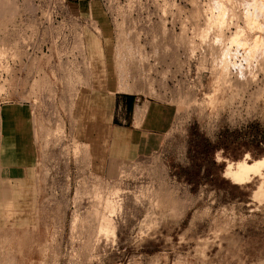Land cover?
<instances>
[{
    "label": "rangeland",
    "instance_id": "rangeland-1",
    "mask_svg": "<svg viewBox=\"0 0 264 264\" xmlns=\"http://www.w3.org/2000/svg\"><path fill=\"white\" fill-rule=\"evenodd\" d=\"M90 3L72 27L86 38L75 59L19 47L67 34L42 24L48 0H0V115L11 97L29 102L34 153L31 194L0 204V264H264V169L222 175L227 161L264 157V0H132L117 21ZM100 61L120 91L165 98L174 120L156 151L95 179L69 111L86 67L102 80Z\"/></svg>",
    "mask_w": 264,
    "mask_h": 264
},
{
    "label": "crops",
    "instance_id": "crops-1",
    "mask_svg": "<svg viewBox=\"0 0 264 264\" xmlns=\"http://www.w3.org/2000/svg\"><path fill=\"white\" fill-rule=\"evenodd\" d=\"M91 1L94 0H65L66 10L86 20L91 18V14L93 16ZM102 39L99 38L102 60H104L105 50L102 47ZM81 40L84 44L86 38ZM84 54L92 63V56H94L92 52L85 49ZM86 68L85 81L75 88L76 91L82 89L84 94L82 102H74L71 106L72 110L69 111L72 120L71 136L82 146L81 150L85 155L87 167L92 171L95 179H99L102 174L116 178L123 173L119 170L121 163L134 161L157 150L166 132L172 126L174 110L172 104L165 98H157L141 91H120L118 78H115L112 69L111 74L110 70L105 68V64H102V80L96 82L97 84L94 82L92 67ZM9 100L5 102L6 106L0 115V180H2L0 204L16 207L14 198L12 199L13 194H23L31 187L30 172L34 153L30 138L33 130L30 134V129L33 116L29 109L25 111L26 107H30L28 101L14 97ZM262 159L264 157L251 159V162L245 158L227 161L222 175L225 176L229 164L240 161L252 163ZM7 179H14L13 187L6 185ZM2 183L4 187H1ZM115 183L105 188L119 189L120 192L121 188ZM95 184L96 186L92 185V189L96 187L101 191L100 182ZM75 193L77 197L78 188ZM31 200L33 199H28V201ZM88 217L93 218L91 215ZM76 220L78 215L74 213L71 216L72 226Z\"/></svg>",
    "mask_w": 264,
    "mask_h": 264
},
{
    "label": "built area",
    "instance_id": "built-area-1",
    "mask_svg": "<svg viewBox=\"0 0 264 264\" xmlns=\"http://www.w3.org/2000/svg\"><path fill=\"white\" fill-rule=\"evenodd\" d=\"M101 4L103 12L112 21H117L118 19H123L125 15V4L132 0H97ZM42 8L46 12H50L53 16L47 15L42 17V24L52 27L54 31L58 26H65L67 34L59 37L52 35L51 38H18L20 49L27 53L28 55L38 54L48 57L57 58H79V53L83 55L81 42L82 38H76L72 28L78 21L84 19L79 18L76 15H72L67 12L65 6V0H48V4L42 5ZM42 13V12H41ZM43 15V13H42ZM90 19V18H88ZM113 23V22H112ZM80 44V48L78 46ZM80 54V55H81Z\"/></svg>",
    "mask_w": 264,
    "mask_h": 264
},
{
    "label": "bare ground",
    "instance_id": "bare-ground-1",
    "mask_svg": "<svg viewBox=\"0 0 264 264\" xmlns=\"http://www.w3.org/2000/svg\"><path fill=\"white\" fill-rule=\"evenodd\" d=\"M222 8V7H221ZM218 10V9H217ZM224 10V9H223ZM227 14V13H226ZM224 15V14H223ZM252 18V17H251ZM250 20H252V19H250ZM249 21V20H248ZM253 24H255V22H257L258 23V21H257V19L255 20V18H253V21H251ZM248 23V22H247ZM252 24V25H253ZM255 25H257V24H255ZM254 25V26H255ZM249 26V25H248ZM253 26V27H254ZM258 26V25H257ZM259 26H261V25H259ZM258 26V27H259ZM263 26H264V24H263ZM258 27H256V29L258 28ZM262 27V26H261ZM260 27V28H261ZM239 28V27H238ZM249 28H251L250 26H249ZM241 29V28H240ZM254 29V28H253ZM263 29V28H262ZM261 29V30H262ZM258 30H260L259 28H258ZM242 31H243V33L242 34H244L245 32H244V30L242 29ZM263 31V30H262ZM237 32H239V29H238V31ZM240 34V33H239ZM234 35L236 36V34L234 33ZM237 35H238V33H237ZM261 36V35H260ZM264 36V35H263ZM242 37V36H241ZM245 37H246V35H245ZM261 38V37H260ZM243 39V38H242ZM241 39V40H242ZM246 39H247V37H246ZM245 39V43H246V40ZM255 39V38H254ZM256 40V39H255ZM240 41V40H239ZM241 42V41H240ZM242 42H243V40H242ZM241 42V43H242ZM261 42V41H260ZM262 42H263V38H262ZM238 43V42H237ZM248 43V42H247ZM254 43V42H253ZM257 43L258 42H256V46L255 47H257ZM240 44V43H239ZM247 45V44H246ZM250 44H248L247 46H249ZM254 45V44H253ZM251 46V45H250ZM249 46V47H250ZM248 49V48H247ZM253 50H254V47L252 48ZM252 55H253V51H252ZM212 100V99H211ZM263 169H264V159H262V160H257V161H253L251 164H248V163H246V162H243V161H240V162H238L237 164H234V165H229L228 166V168H227V171H226V173H225V176L227 177V178H229V179H231L233 182H236V183H238V182H243V181H247L251 176H254V175H259V176H262L263 175Z\"/></svg>",
    "mask_w": 264,
    "mask_h": 264
}]
</instances>
